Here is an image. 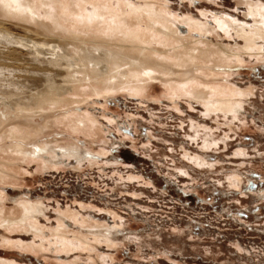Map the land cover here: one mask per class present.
I'll use <instances>...</instances> for the list:
<instances>
[{"label": "rangeland", "instance_id": "obj_1", "mask_svg": "<svg viewBox=\"0 0 264 264\" xmlns=\"http://www.w3.org/2000/svg\"><path fill=\"white\" fill-rule=\"evenodd\" d=\"M60 1L93 19L89 2ZM92 1L112 16L160 8L178 36L160 47L172 56L173 43L195 45L205 57L183 66L147 54L146 83L145 68L131 83H109L104 68L65 95L77 102L12 114L0 127V261L264 264V21L246 4L264 0ZM38 84L6 86L9 101L49 86ZM11 129L24 137L8 138Z\"/></svg>", "mask_w": 264, "mask_h": 264}, {"label": "bare ground", "instance_id": "obj_2", "mask_svg": "<svg viewBox=\"0 0 264 264\" xmlns=\"http://www.w3.org/2000/svg\"><path fill=\"white\" fill-rule=\"evenodd\" d=\"M82 2H89L94 6L95 9L93 8V11H95L93 19L91 18L92 20L90 19L91 16L82 12L75 3L66 4L60 0H0V100L3 101L0 103V127L5 121H8L7 119L12 114L18 116L23 113L34 114V116H36L39 113L51 109L53 110L59 107V105H65L67 101L70 102L71 100H69V97L66 98L65 95H68L70 92L73 93V91L76 92V95H81L82 90L78 89L79 87L76 85L79 83L82 84L86 77H88V80L94 78L96 75L94 73L102 72L104 68H106L104 72H106L108 68V73H111L110 77L107 79L109 83L114 82V79L117 77L119 78L117 81L118 83H121L124 79L128 83H131L130 80H134L140 76L137 72V67L145 68V66L147 67L154 63L152 60H149L151 56L148 58L149 61L146 59L147 54L153 57L165 56V59L172 60L171 62L174 61L183 66L191 65L194 61L205 57L202 52L203 48L199 50L200 47L195 45L194 48H190L187 53H184V51H180L176 44L173 43L171 47H173L174 50L176 48V50L173 52L172 56H169V51H165L163 47H160L162 43L173 42L177 40L176 38L178 37H176L175 29L171 27V21L166 18V12L162 11L160 8L158 10L154 6H146L147 8L141 9L139 13L136 14L121 16L115 14L112 16L106 14L107 9L104 11L100 1L83 0ZM101 3H103V1H101ZM246 4L251 8L250 10L254 12V14L256 10L257 13L255 16L257 14H259L258 17L261 16V18L258 19L260 27V23L264 21V9L251 6L252 3L250 5H248V3ZM41 8L44 9V14L40 13L42 10L39 11V9ZM133 15L134 17H132ZM14 21L20 24L19 26L15 25L16 28L21 27L27 32L22 38L18 37L19 33L14 35L11 29L15 27L13 24ZM188 22L197 29L195 22L192 23L190 20L186 21V23ZM140 23H144L146 26L143 32H138L137 29H135V25H139ZM257 27L258 26H256V28ZM259 27L257 29H259ZM261 28H263V26ZM261 28L259 30H261ZM259 30L253 31L254 37L258 33H260L258 36L262 35ZM28 33L29 35L30 33L43 34L46 38L42 39V37L45 36L41 37L40 35L41 40L40 37L35 38L33 35L28 36ZM47 36L49 39H47ZM181 39L184 40V38ZM250 41H252L251 38ZM249 44L251 45L252 43L248 42V45ZM168 47L170 46H167V48ZM102 62L108 65L106 64V66H104ZM65 65L68 69L64 67ZM90 65L92 66L90 67ZM70 68L72 70H70ZM147 70L148 69L145 68V72L143 73L144 76L142 81L145 83L151 78V72ZM151 71H153V68ZM159 71L161 70L157 72L159 73ZM57 78H62V82L73 85L63 86L60 85L61 83L57 84ZM96 78H98L97 75ZM39 79H41V83L45 86H47L46 84L49 85L43 90L44 93L41 90L42 93L40 94L37 92L35 95H28L9 101L11 98L7 95L9 92H7L8 87L6 86L12 85L18 89V92L19 88H23L24 94L25 89H29L30 91L33 85H39ZM104 79L106 81L105 76ZM102 81L104 80L102 79ZM107 81L105 82V87L109 84ZM4 82L6 84H4ZM127 82L124 81L125 84ZM97 83H99V81ZM114 83L111 84L114 85ZM128 83L127 85H129ZM100 84L102 85V83ZM115 85L117 87L118 84L116 83ZM97 87L99 86L97 85ZM9 88L11 89V87ZM102 88L101 86V89ZM112 89L109 87V90ZM195 91L193 92L197 97L203 99L206 97L204 92L199 90V92L196 91L195 93ZM18 92L16 91V93H13L12 91L11 97H21L19 96L20 93L17 94ZM222 98L224 97L222 96ZM76 99L77 98H75V100ZM205 99H207V97ZM78 100L80 99L78 98ZM213 103L215 104L216 102ZM72 120L73 119L69 120L68 118L65 122L69 121L72 123ZM79 120H73V125L78 127V125L83 123L81 122L83 118H79ZM47 126H49V124ZM18 135L24 137V135H21L16 129H11L8 138H13ZM31 135L32 134H29L28 136L31 137ZM18 149L19 148L15 149V151H18ZM10 150L12 152V149ZM19 151H21V149H19ZM6 153L8 154V152ZM22 153L25 155L24 153H26V151ZM19 154V156H22L20 152ZM0 264L6 263L0 261Z\"/></svg>", "mask_w": 264, "mask_h": 264}]
</instances>
